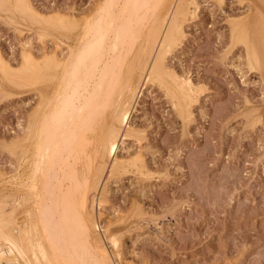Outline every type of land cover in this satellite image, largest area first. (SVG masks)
Returning <instances> with one entry per match:
<instances>
[{
	"label": "rangeland",
	"instance_id": "obj_1",
	"mask_svg": "<svg viewBox=\"0 0 264 264\" xmlns=\"http://www.w3.org/2000/svg\"><path fill=\"white\" fill-rule=\"evenodd\" d=\"M103 1L0 0V218H16L6 193L25 166L43 86L35 66L64 57L70 23ZM193 2L195 18L182 15L155 59L156 48L95 174L89 210L114 264H264V0Z\"/></svg>",
	"mask_w": 264,
	"mask_h": 264
},
{
	"label": "bare ground",
	"instance_id": "obj_2",
	"mask_svg": "<svg viewBox=\"0 0 264 264\" xmlns=\"http://www.w3.org/2000/svg\"><path fill=\"white\" fill-rule=\"evenodd\" d=\"M108 1L96 5L88 20L70 23L64 57L46 54L44 66H35V79L42 78L43 86L22 141L25 166L15 171L12 185L18 194L10 185L6 193L16 218H0V264L115 263L89 210L95 174L105 153L115 151L118 127L128 122L156 48L155 59L182 15L195 18L197 5L193 0H116L112 12L110 5L105 8ZM260 52L264 59V36ZM26 53L20 72L24 83L34 63ZM183 85L195 100L197 88L190 79ZM107 239L117 249V239Z\"/></svg>",
	"mask_w": 264,
	"mask_h": 264
}]
</instances>
